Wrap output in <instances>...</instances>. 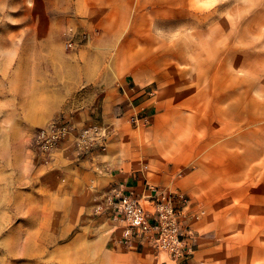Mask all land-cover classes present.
Instances as JSON below:
<instances>
[{"label": "crops", "instance_id": "crops-1", "mask_svg": "<svg viewBox=\"0 0 264 264\" xmlns=\"http://www.w3.org/2000/svg\"><path fill=\"white\" fill-rule=\"evenodd\" d=\"M228 9L223 0L215 12L209 0H71L74 49L59 88L47 92L49 115L95 106L111 139L101 173L73 169L64 178L70 198L90 204L119 184L181 191L204 209L196 227L210 247L226 231L264 228V191L251 179L261 168L264 113L246 114L243 77L230 79L239 70L224 60ZM105 228L101 264H154L147 247L122 242L121 226Z\"/></svg>", "mask_w": 264, "mask_h": 264}, {"label": "rangeland", "instance_id": "rangeland-1", "mask_svg": "<svg viewBox=\"0 0 264 264\" xmlns=\"http://www.w3.org/2000/svg\"><path fill=\"white\" fill-rule=\"evenodd\" d=\"M209 1L215 12L220 0ZM223 1L228 2L230 18L224 60L230 70H239V78L230 79L243 77L246 114L264 113V0ZM70 5L71 0H0V264L105 260L106 249L99 239L113 224L107 203L111 187L99 190L102 196L89 204L66 194L64 178L73 169L102 172L98 158L107 150L109 128L100 122L95 106L83 108L85 115L64 111L49 115L53 105L47 92L59 88L68 53L74 49L69 39ZM53 122L70 125L72 135L54 150L45 149L37 134ZM95 126L108 132L105 149L103 143L93 151L82 149L77 137ZM261 148V168L251 179L258 180L262 193L264 145ZM88 188L98 190L92 181ZM190 205L193 214L187 216L195 236L191 264H264V228L226 231L224 239L210 247V238L196 227L205 211ZM147 252L154 264L167 260L165 253Z\"/></svg>", "mask_w": 264, "mask_h": 264}, {"label": "built area", "instance_id": "built-area-1", "mask_svg": "<svg viewBox=\"0 0 264 264\" xmlns=\"http://www.w3.org/2000/svg\"><path fill=\"white\" fill-rule=\"evenodd\" d=\"M72 129L70 125L53 122L39 130L37 137L45 149L54 150L63 139L72 135ZM105 131L99 126L87 128L77 137V145L93 151V147L103 143L104 150ZM107 203L109 218L121 226L122 242L126 246L140 245L157 254L165 253L167 260L161 264L192 263L195 236L188 222L190 216H187L192 211L183 192L160 190L149 184L145 186V192L128 191L119 184L110 188Z\"/></svg>", "mask_w": 264, "mask_h": 264}]
</instances>
